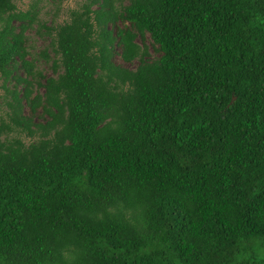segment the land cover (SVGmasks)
<instances>
[{"label": "trees", "instance_id": "obj_1", "mask_svg": "<svg viewBox=\"0 0 264 264\" xmlns=\"http://www.w3.org/2000/svg\"><path fill=\"white\" fill-rule=\"evenodd\" d=\"M124 1L42 24L43 76L0 0V264H264V0Z\"/></svg>", "mask_w": 264, "mask_h": 264}, {"label": "rangeland", "instance_id": "obj_2", "mask_svg": "<svg viewBox=\"0 0 264 264\" xmlns=\"http://www.w3.org/2000/svg\"><path fill=\"white\" fill-rule=\"evenodd\" d=\"M86 0H14L15 6L18 10H32L35 13L34 20L32 21L31 25H29L26 30L24 31L25 36V43L24 46L28 51V57L32 58L35 61L36 69L41 72L43 76L55 75L51 69V59L53 57L52 52L48 47V37L47 35H40L39 32L44 30L40 27L42 24L45 26L60 24L68 20L69 12L72 9L79 8L80 4L85 2ZM126 0L124 1V3ZM93 6L92 8H94ZM141 41L146 46L147 50V58L146 59H153L157 56V54L152 50L150 46L149 38L145 35L143 40L139 38L135 39V42L141 44ZM116 51L119 48L115 49ZM41 52L48 55V59H45ZM112 61L115 64L122 65L124 67L134 69L137 64V59H134L130 63L123 62L117 54H114L112 57ZM42 81V79H41ZM6 85L10 86V83H5ZM21 85L17 88L20 90ZM34 91L42 92V88L33 89ZM33 91V93H34ZM32 93V94H33ZM7 99V94L2 87V79L0 77V118L6 119V104L5 101ZM39 112V109H36V113ZM23 113L28 114L27 107L23 108ZM40 113L37 114L34 120L41 121V118L38 117ZM9 137H18L24 143H29L37 138L26 136L23 132L13 131L8 134Z\"/></svg>", "mask_w": 264, "mask_h": 264}]
</instances>
